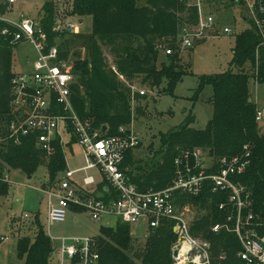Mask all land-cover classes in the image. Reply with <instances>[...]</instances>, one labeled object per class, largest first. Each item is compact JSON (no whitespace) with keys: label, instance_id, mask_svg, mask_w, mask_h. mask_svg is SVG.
<instances>
[{"label":"trees","instance_id":"1","mask_svg":"<svg viewBox=\"0 0 264 264\" xmlns=\"http://www.w3.org/2000/svg\"><path fill=\"white\" fill-rule=\"evenodd\" d=\"M235 1L228 0V4ZM238 3L243 4L244 1ZM253 10L260 29L251 18L250 29L235 37L229 70L201 77L194 92L192 100H197L206 86L212 89V117L206 127L203 130L190 128L194 116L189 112L179 126L160 134V148L147 168L135 166L133 151L126 153L122 168L128 169L127 178L140 192H158L171 185L173 161L181 150L200 148L215 158H230L241 155L247 147L251 152L250 165L235 181L250 191L256 216L264 215V133L260 132L255 121L257 107L250 101L248 90L250 80H256L258 84L264 82V0L255 2ZM42 11L38 24L46 34L48 45L58 48L59 59L73 58V109L78 118L89 123L92 129L102 132L105 127L101 137L114 136L119 127L131 123L130 101L145 98V95L132 91V83L138 77H143V83L151 88L165 84L163 93L173 96L176 85L188 75L180 65L178 41L184 30L198 23L195 6L180 0H146L144 5H139L138 0H71L72 16L91 18L88 35L54 31L51 1L43 5ZM4 15V9L0 8V17ZM4 28L10 34L14 31L0 21V196L8 192L3 178L12 170L30 178L40 166H44L48 176L46 187L56 186L57 175L66 170L65 157L58 144L54 145L51 155H46L36 148L33 136L21 138L18 145L8 138L10 123L20 117L12 107L11 92L15 77L12 72L13 51L19 42L13 43L9 36H3ZM205 40L195 39L191 49L205 43ZM76 43L85 52L81 61L76 59L79 53L71 52ZM162 47L172 51L166 55L168 64H158ZM110 63L118 75L110 70ZM247 67L250 68L249 73ZM135 112L134 115H142L139 108ZM72 139L74 142V137ZM105 187L101 184L97 190L106 194ZM176 197L181 207H191L199 213L193 215L190 231L194 237L201 236L210 241L213 263L242 264L237 258L240 246L236 236L224 231L215 235L209 231L212 226L223 222L230 210L227 196L212 193L210 183H206L198 197L179 194ZM220 204H224L225 210L218 209ZM172 225L164 222L158 228L147 229L144 242L138 245L133 242L128 224L119 221L114 228L101 227L95 238L98 264H172V247L176 241ZM34 226L36 234L32 240H17V257L24 260L23 264H50L51 243L39 224L38 216L34 218Z\"/></svg>","mask_w":264,"mask_h":264},{"label":"built area","instance_id":"2","mask_svg":"<svg viewBox=\"0 0 264 264\" xmlns=\"http://www.w3.org/2000/svg\"><path fill=\"white\" fill-rule=\"evenodd\" d=\"M15 1L8 0V4ZM180 1L195 6L198 11L197 25L184 30L179 37V48L187 49L193 47L195 39H204L202 33L213 26L214 18L203 11L205 0ZM242 1L249 7L250 15L260 29L253 10L259 0ZM0 21L14 30L10 34L4 28L3 36H9L13 43L30 42L38 56L30 72L17 74L12 80V107L20 117L10 123L8 138L18 145L21 138L33 136L36 148L46 155L54 152L55 144L62 152L65 147L77 145L85 163L84 167L74 171L66 166L65 177L56 180V186L43 190L48 199V231L52 225L65 222L68 213H77V210L88 213L92 221L110 216L128 225L144 222L147 229L169 222L173 224L172 232L176 236L172 253L177 254L172 256V264H216L212 260L210 241L191 234L194 216L187 215L189 209L181 207L176 197V194L198 197L205 184L210 183L212 193L225 194L230 207L223 222L212 226L210 233L216 235L224 231L234 234L240 246L238 260L242 264H264V215L256 216L250 191L235 181L250 165L251 152L247 147L241 155L230 158H215L200 148L181 150L173 161L171 185L158 192H140L127 178L128 169L122 168L126 153L134 151L140 143L133 120L128 126L119 127L116 135L101 137L102 132L81 121L73 109L71 86L75 77L69 58L59 59L58 48L48 45L46 34L38 23L25 18L14 22L0 17ZM53 30L62 31L59 25ZM63 30L78 33V27L72 24H67ZM190 31L196 33L193 35ZM223 32L228 34L229 30L223 29ZM171 52L166 50L165 55ZM109 68L118 75L112 63ZM137 93L145 95L144 91ZM263 114L257 111V123L262 121ZM77 174L83 175L80 184L74 180ZM3 181L9 182L7 174ZM101 184L106 185V194L97 190ZM92 186L94 190L89 191L88 187ZM218 209L225 210L224 204ZM21 218L27 219L28 216ZM47 237L51 243L50 264L99 263L96 237Z\"/></svg>","mask_w":264,"mask_h":264},{"label":"rangeland","instance_id":"3","mask_svg":"<svg viewBox=\"0 0 264 264\" xmlns=\"http://www.w3.org/2000/svg\"><path fill=\"white\" fill-rule=\"evenodd\" d=\"M47 1H51L54 7L53 23L59 25L61 30L67 24H72L78 27L77 35H88L91 32L90 17L79 18L71 15V0H16L12 5L8 4V0H0V8L5 11L3 17L5 19L18 22L21 18H25L39 23L43 15L42 7ZM145 3L146 0H138L139 5ZM203 4V11L214 18V24L202 33V37L206 38L205 43L194 49L180 47L182 49L179 51L180 65L188 75L176 85L173 96L163 93L165 84L159 88H151L147 83H143V77H138L132 83L135 93L145 92L144 99L130 101L133 113V122H131L139 134L141 143L140 147L133 151V160L137 167H148L149 161L160 148V134H165L179 126L189 112L194 116L190 128L203 130L206 127L212 117L211 87L206 86L198 99L192 100L200 78L228 71L235 37L242 31L250 29L249 20L252 17L245 2L240 4L236 0L235 3L228 4V0H205ZM223 29H228L229 33L225 34ZM189 33L194 35L196 32ZM73 51L79 53L76 59L81 61L85 57L84 49L78 43L71 49V52ZM165 51L166 49L162 47L158 64L161 62L168 64ZM107 56L110 58L108 54ZM37 58L30 42L26 40L20 42L13 51L12 72L15 75L30 72ZM72 60L73 58H69L70 64ZM247 71L250 72L249 67ZM248 90L250 101L256 105L257 111L264 113V82L258 84L252 79L249 81ZM138 108L141 109L142 115H134ZM258 128L264 133V114L262 121L258 122ZM63 152L66 166L70 171L84 167L85 163L77 145L65 147ZM82 176L77 174L74 180L80 184ZM7 177L8 192L0 196V264L24 263L22 258L17 257L16 243L20 238L32 240L35 237V216H38L39 224L47 236L58 238L74 236L94 238L99 235L101 227L114 228L119 222L116 217L105 216L98 221H92L86 212L68 213L65 222L52 225L48 231L46 221L48 199L43 192L48 185L46 168L40 166L30 178L13 170L7 174ZM94 177L99 182V178L95 175ZM88 190L92 191L94 187H88ZM188 209L189 217L199 214L191 207ZM24 215L28 218H21ZM74 219L76 222L73 221ZM146 231L147 226L144 222L130 225L131 236L136 245L144 242Z\"/></svg>","mask_w":264,"mask_h":264},{"label":"water","instance_id":"4","mask_svg":"<svg viewBox=\"0 0 264 264\" xmlns=\"http://www.w3.org/2000/svg\"><path fill=\"white\" fill-rule=\"evenodd\" d=\"M105 130H106V129H105V127H104L103 130H102V133H104ZM64 177H65V172L61 173V174H60V177L57 178L56 180L62 179V178H64ZM176 254H177V253L174 251V252L172 253V256L175 257Z\"/></svg>","mask_w":264,"mask_h":264},{"label":"crops","instance_id":"5","mask_svg":"<svg viewBox=\"0 0 264 264\" xmlns=\"http://www.w3.org/2000/svg\"><path fill=\"white\" fill-rule=\"evenodd\" d=\"M73 221H75V219Z\"/></svg>","mask_w":264,"mask_h":264}]
</instances>
